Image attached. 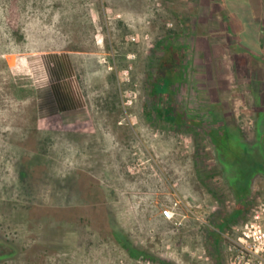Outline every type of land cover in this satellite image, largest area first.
<instances>
[{
	"label": "rangeland",
	"instance_id": "rangeland-1",
	"mask_svg": "<svg viewBox=\"0 0 264 264\" xmlns=\"http://www.w3.org/2000/svg\"><path fill=\"white\" fill-rule=\"evenodd\" d=\"M233 5L0 0V264H241L229 237L264 176L237 215L239 150L219 155L208 132L230 127L264 161V62L236 48ZM63 55L84 105L53 113L43 62Z\"/></svg>",
	"mask_w": 264,
	"mask_h": 264
},
{
	"label": "crops",
	"instance_id": "crops-1",
	"mask_svg": "<svg viewBox=\"0 0 264 264\" xmlns=\"http://www.w3.org/2000/svg\"><path fill=\"white\" fill-rule=\"evenodd\" d=\"M243 3V11L238 8L231 9V19L238 27L237 49L243 48L248 51L251 59H262L264 62V0L252 2L251 0H231ZM261 2V3H260ZM240 8V7H239ZM261 26V30L259 28ZM262 51V53H256ZM253 61V60H252ZM52 83L50 85L49 97L53 106V113H66L83 107L84 97L79 88L74 63L66 55L46 58L43 62ZM255 64L252 63V66ZM264 117V110L262 112Z\"/></svg>",
	"mask_w": 264,
	"mask_h": 264
},
{
	"label": "trees",
	"instance_id": "trees-1",
	"mask_svg": "<svg viewBox=\"0 0 264 264\" xmlns=\"http://www.w3.org/2000/svg\"><path fill=\"white\" fill-rule=\"evenodd\" d=\"M166 54H169V59L167 61L172 65H181L183 63V59L179 58L178 54L175 52L181 51L184 48L176 47L172 42H168L166 47ZM179 53V52H178ZM174 55L177 57L174 58ZM183 65V64H182ZM162 80L161 85H154V90L152 93L158 94L161 93L162 95L166 94L168 91L169 85L171 84V79H168L165 76H159ZM263 116V115H261ZM198 126V125H197ZM216 129L209 130L208 134L212 138V141L214 145L217 148V151L219 155H224L226 157V151L229 153H234L235 149L232 147L231 144L236 145L237 149L239 150V159H240V165H237V162L235 161L237 167L235 170L234 176L231 178V187L233 188L236 198L239 201L238 202V211L237 215L240 214L243 210H245V203L247 201V198L250 193V188L252 185L253 178H255L258 174H263L264 176V161L259 162L258 160H254V153L253 148L255 146H249L246 144L241 135L237 132H234L230 127L226 125H222L219 127H216ZM261 132H259V139L257 145H259L262 149L261 151V159H264V144L261 143ZM232 150V151H231ZM245 154V155H243ZM227 159V158H226ZM225 159V161H226ZM253 161V163H251ZM224 162V160H223ZM225 163V162H224ZM227 165V163H226ZM227 169H229V166H226ZM228 225V222L226 223ZM222 228V227H221ZM218 235L217 233H214L212 236ZM216 242H218V237H216ZM132 255L134 257H140L142 256L141 253H137L136 251H131ZM7 255L0 256V261L6 258Z\"/></svg>",
	"mask_w": 264,
	"mask_h": 264
},
{
	"label": "built area",
	"instance_id": "built-area-1",
	"mask_svg": "<svg viewBox=\"0 0 264 264\" xmlns=\"http://www.w3.org/2000/svg\"><path fill=\"white\" fill-rule=\"evenodd\" d=\"M181 201L163 210L167 220H174ZM229 249L237 254L241 264H264V202L250 214L240 235L229 237Z\"/></svg>",
	"mask_w": 264,
	"mask_h": 264
}]
</instances>
